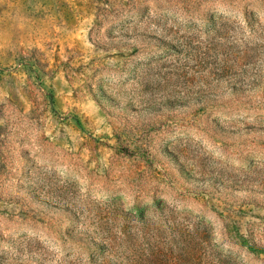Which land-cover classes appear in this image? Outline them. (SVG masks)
<instances>
[{"label": "rangeland", "instance_id": "rangeland-1", "mask_svg": "<svg viewBox=\"0 0 264 264\" xmlns=\"http://www.w3.org/2000/svg\"><path fill=\"white\" fill-rule=\"evenodd\" d=\"M0 264H264V0H0Z\"/></svg>", "mask_w": 264, "mask_h": 264}]
</instances>
